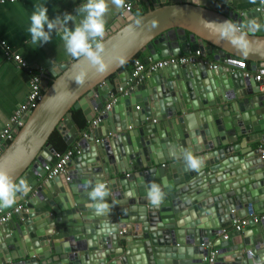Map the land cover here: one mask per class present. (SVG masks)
<instances>
[{
    "label": "water",
    "instance_id": "obj_1",
    "mask_svg": "<svg viewBox=\"0 0 264 264\" xmlns=\"http://www.w3.org/2000/svg\"><path fill=\"white\" fill-rule=\"evenodd\" d=\"M142 2L146 10L135 5L105 36L106 71L76 59L48 70L41 101L3 148L0 169L30 191L18 194L23 208L0 224V264H264V222L249 221L221 236L236 217L264 213V166L253 162L256 150L236 144L241 136L240 142H264V95L253 78L222 64L231 58L264 66V9L242 15L248 38L242 52L217 33L213 22L235 23L218 2ZM249 21L261 26L250 31ZM144 50L154 60L203 50L220 65L166 67L151 72L147 83L127 88L126 74L133 80V70L122 66ZM81 73L84 82L77 84ZM71 108L80 109L90 124L97 119L85 137H79ZM54 129H66L67 145L79 137L78 154L69 163L74 174L66 184L43 170L55 153L48 142ZM202 140L204 146H194ZM184 150L207 151L209 161L189 169ZM237 152L243 157L232 156ZM97 180L109 185L108 202L115 204L99 222L89 220L94 215L85 188ZM150 183L165 193L158 207L145 198ZM241 207L243 212H235ZM130 223H140V232L118 228Z\"/></svg>",
    "mask_w": 264,
    "mask_h": 264
},
{
    "label": "crops",
    "instance_id": "obj_2",
    "mask_svg": "<svg viewBox=\"0 0 264 264\" xmlns=\"http://www.w3.org/2000/svg\"><path fill=\"white\" fill-rule=\"evenodd\" d=\"M129 1L130 0H125V4ZM212 1L218 2V4L223 5L224 8L227 10V12H231L232 14H235L238 11L239 12L243 11L246 13L248 11L255 10L256 6L259 4V0H257L256 4L250 3L249 0H212ZM81 2L82 0H18L16 2H6L0 4V131L3 130L5 126L9 123V118L16 111V109L19 108V106L24 103L27 94L29 92V78H30L29 72L18 67L17 64L12 60H8L5 54L6 49L20 54V56L26 62L27 65L43 68L46 70L53 69L61 64L69 62L70 60H75L66 53L63 46V42L60 39L58 33L53 32L52 39L47 43L38 46L31 44L30 34L28 33L27 29L30 26L29 17L33 10L34 4H45V6L48 9V16L51 19L57 15H62L65 12L72 13L73 15H75L76 14L75 9ZM109 7H110V12L107 16L106 35L118 28L122 20V16L128 17V15L131 12H133L132 9L130 12L126 13L124 12L123 8H117L116 6L111 4L109 5ZM139 7L140 8L143 7V9L146 10L143 2L139 4ZM77 19H79V17ZM233 20L235 21V23H238L243 26V21L241 20V18H236V19L233 18ZM254 24L258 25L259 27L261 26L259 22H256ZM68 26L70 28L74 27L71 21H69ZM141 55L143 60L151 58V56L148 54L146 50L142 51ZM206 59H207L206 63H209L210 67L214 64L220 65V63L216 61L212 55L206 56ZM246 66H247V70L251 73L255 72V70L257 69V67L251 66L250 63L247 64ZM232 68L234 70L238 69L237 67H232ZM233 69H229V70H233ZM131 70L132 67L131 69H128V71ZM126 76H128V78L126 79L127 88L136 84L134 79L132 80V78H130L129 74L128 75L126 74ZM113 77L115 76L113 75ZM149 79H151L150 73H147L142 83H147V80ZM260 94L262 93L260 92ZM263 106H264V100H263ZM259 111H261L262 113L261 115L264 117L263 108H260ZM123 113H125V109ZM154 120L152 121L153 123ZM86 122L88 125L87 129H85L84 131L79 130L78 131L79 137L83 136L82 134L86 132L89 133L90 130L94 128L93 126H91V124L88 121ZM104 128L105 126L101 127V131H104ZM97 131H99V129L95 128V132ZM262 134L264 135V130H262ZM61 135L63 137L68 135L66 129H63ZM198 137L200 138L201 135L192 138H194V140H197ZM205 138L206 140L209 139V137L207 136ZM263 138L264 137H259L260 140H262ZM77 139H74L71 142L69 141L68 144L71 146V148L77 145L78 142ZM241 139L242 136L239 137L236 144L239 145V148H241L242 151L256 150L257 152L259 145L264 143L261 141H254L250 143L245 141L240 142ZM203 142L204 140L200 141V143L196 142L194 146H199V148H201L202 146H204ZM206 154L207 151H202L198 153L194 152V156L201 158L202 162H204L205 159L209 161V159L205 158ZM237 155L240 158L243 157L238 152L232 153V156H237ZM76 156L77 154L73 158H75ZM109 161H112V156L110 157ZM255 161H260V159L258 158V153L254 156L253 162ZM111 164L113 165L114 163L111 162ZM73 167L74 166L66 167V171H65L66 174L56 176L60 178L62 184H66L67 182L65 175L66 176L70 175V177H72V175L74 174L71 173L72 170H69L70 168ZM154 169L155 168H152V171H154ZM74 171L83 172V170H74ZM83 193L86 194V191H84ZM228 194H232V191L229 192ZM68 197L71 200L72 196L70 192H68ZM228 199H230V197ZM241 208H237L235 212L237 213L243 212L244 208L243 207ZM15 215H16L15 213L12 214V216ZM96 218L98 219H95V217L92 216L91 219L89 220L92 221V219H94L96 220V222L103 220V217H96ZM231 226L229 225L226 228L222 229L223 230L221 235L222 237L225 231H227L228 233L234 231L232 230ZM118 228L126 230V232L128 231L133 234H137L140 232L141 224L140 223H130L125 225L119 224ZM157 234H159V232ZM177 242L178 241L176 238L175 246H180L177 244ZM171 245L172 244H170V246ZM37 251L38 250H35V252ZM39 257H42V253H39Z\"/></svg>",
    "mask_w": 264,
    "mask_h": 264
},
{
    "label": "clouds",
    "instance_id": "obj_3",
    "mask_svg": "<svg viewBox=\"0 0 264 264\" xmlns=\"http://www.w3.org/2000/svg\"><path fill=\"white\" fill-rule=\"evenodd\" d=\"M256 4L257 0H249ZM264 4V0H259ZM123 8L125 0H82L76 7L75 15L65 12L54 18H49L48 9L45 4H34L30 14V26L27 31L30 34L32 45L38 46L49 42L52 33H58L63 42L66 53L76 60L85 61L97 72L103 73L107 65L103 58L106 35L107 16L110 12L109 5ZM79 17V19H77ZM71 21L74 27L68 26ZM139 23V21H137ZM217 25V33L220 38L228 40L235 48L246 51L248 48V38L243 34V26L227 19L222 22H213ZM249 30L259 26L249 21ZM124 63L123 60L120 61ZM86 73H81L76 77L77 84H83ZM185 166L189 169H199L202 160L193 155L191 150H184L182 153ZM85 188L89 203L87 207L96 217H108L115 204L108 202L110 196L109 185L97 180L87 181ZM30 191L24 181H16L5 169H0V212L12 209L18 199V194H27ZM164 191L157 183H150L146 190L145 198L152 206H160L164 202ZM114 230V229H113Z\"/></svg>",
    "mask_w": 264,
    "mask_h": 264
},
{
    "label": "built area",
    "instance_id": "obj_4",
    "mask_svg": "<svg viewBox=\"0 0 264 264\" xmlns=\"http://www.w3.org/2000/svg\"><path fill=\"white\" fill-rule=\"evenodd\" d=\"M18 0H0V4L6 2H16ZM143 0H130L127 2L123 10L124 12H130L135 5H138ZM156 3L162 5H170V4H183V3H191L192 0H153ZM264 9V4H259L256 6L255 11H262ZM245 12H237L232 14L233 18H241ZM6 58L8 60H12L17 64L18 67L26 70L30 74L29 78V92L27 94L26 100L23 104L16 109V111L10 116L9 123L5 126L3 130L0 131V155L3 152V148H5L14 138L19 129L23 126L25 118L29 115V113L39 104L43 96V85L42 79L45 75L48 74V70L29 66L22 59L20 54L7 50L5 51ZM206 54L203 50L189 51L180 55H170L166 57H162L159 59L148 58L146 60L135 59L132 64L134 81L136 84L142 83L146 77L147 73H151L153 71L163 69L166 67H172L176 65H194L199 62H207ZM225 68L233 69L232 67H237L241 70L242 76L244 78H253L254 81L258 84L259 91L264 95V66L258 67L255 72L251 73L247 70V66L244 60H238L227 58L223 61ZM218 65L214 64L211 68H216ZM120 93H123L124 90L119 88ZM97 122V119L91 123V126H94ZM85 137L86 134L84 133ZM258 158L262 162L264 166V143L260 144L258 147ZM78 154V142L77 145L67 149L62 153L55 152L52 156L51 163L45 164L43 166V170L45 171V175L47 177H56L62 174H66V167L69 166V163L72 161L73 157ZM66 180H70V175H65ZM23 203H17L12 209H8L4 212H0V224L7 221L13 213L17 214L23 208ZM251 221L253 223L264 222V213H256L252 212L248 214L246 217L240 219L235 218L232 221V230L239 231L248 222ZM228 232L225 231L223 233V237L227 238Z\"/></svg>",
    "mask_w": 264,
    "mask_h": 264
},
{
    "label": "trees",
    "instance_id": "obj_5",
    "mask_svg": "<svg viewBox=\"0 0 264 264\" xmlns=\"http://www.w3.org/2000/svg\"><path fill=\"white\" fill-rule=\"evenodd\" d=\"M135 59H142V55L141 52L136 53L128 62H126L122 68L124 69H131L132 64L134 62ZM246 65L250 63V61L248 60H244ZM111 78H113V75L110 76ZM70 113L74 119V121L76 122L77 126L79 127V130L84 131L85 129H87V122L81 112L80 109H70ZM48 142L52 145V147L54 148L55 152L57 153H62L64 151H66L67 149L71 148L70 145H67L62 137V135L60 134V132L57 129H54L51 134L48 137Z\"/></svg>",
    "mask_w": 264,
    "mask_h": 264
}]
</instances>
